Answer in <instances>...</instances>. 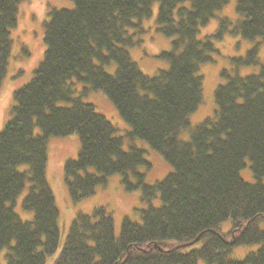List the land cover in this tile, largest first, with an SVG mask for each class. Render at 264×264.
Segmentation results:
<instances>
[{"label":"trees","instance_id":"16d2710c","mask_svg":"<svg viewBox=\"0 0 264 264\" xmlns=\"http://www.w3.org/2000/svg\"><path fill=\"white\" fill-rule=\"evenodd\" d=\"M20 1L0 0V86ZM74 1L72 9L51 10L43 59L31 80L14 91L11 117L0 132V254L5 251L6 264H46L47 255L60 246V210L47 178V145L50 136L70 134L81 140L77 157L65 162L74 201L121 173L125 187L141 188L149 205L140 210L141 221L125 216L120 232L105 206L79 212L54 264H197L201 259L264 264V65L249 74L224 69L214 114L191 130L189 140L180 138L203 100L199 70L213 61L214 38L230 31L264 42V0H239L236 26L229 27L223 17L219 31L204 39L200 27L229 0ZM154 1L160 3L158 30L173 40L172 48L159 54L169 61L168 68L149 75L125 45L140 43L129 29L142 27ZM257 53L255 46L233 60L256 64ZM112 62L117 67L110 73L104 66ZM74 79L103 90L130 124L129 136L145 139L171 164L163 179L146 181L140 166L151 163L144 149H124L114 123L94 103L75 95ZM247 159L255 182L241 176ZM28 182L22 206L34 215L24 220L14 206ZM157 194L161 203L154 205ZM228 219L232 226L223 231ZM248 243L260 247L241 259L231 256L235 245Z\"/></svg>","mask_w":264,"mask_h":264},{"label":"rangeland","instance_id":"374dc122","mask_svg":"<svg viewBox=\"0 0 264 264\" xmlns=\"http://www.w3.org/2000/svg\"><path fill=\"white\" fill-rule=\"evenodd\" d=\"M239 0H229L226 5L216 11L210 21L200 27L199 37L204 39L208 35H215L221 27V19L228 17L229 27H235L241 15L237 11ZM188 3V2H187ZM159 1L153 2V13L145 18L139 28L129 29L134 33V38L140 41L133 46L125 45L131 57L139 64L140 68L149 75H155L160 69H166L169 61L159 56L163 50L172 48V36H167L158 30L157 16ZM75 7L74 0H22L18 4V22L11 28V38L13 41L11 56L9 59L7 74L0 86V132L11 117V107L14 104L13 93L31 80L35 69L41 62L46 49L44 41L45 23L51 17L53 9H72ZM143 28V30H141ZM216 51L211 56L213 61L202 63L199 73L203 76V100L198 109L189 116V127L182 130L180 138L189 140L191 130L201 123L206 117L212 116L217 104L215 101V89L218 84L225 79L221 76L224 69L237 71L240 74L257 73L264 65V42L260 37L249 39L241 34L226 31L221 38H214ZM257 46L258 62L256 64H238L233 60L246 56L248 50ZM99 63L98 61H96ZM105 69L113 73L117 64L112 62L105 64ZM75 95L80 96L84 101L95 104L97 110L107 116L117 127V134L124 138V149H129L130 145H136L144 149L146 159L151 166L141 165L140 170L145 172L146 181L153 184L163 179L172 169L171 164L157 151L148 141L139 137L129 136L130 124L120 115L118 109L112 103L107 94L101 89L91 88L89 84L72 80ZM88 87V88H85ZM68 104V102H61ZM36 133H41L40 128H36ZM48 163L47 178L54 191L57 205L60 210V246L56 252L48 254L46 264H54V261L66 239L69 226L74 217L79 213H91L97 206H105L112 212L116 230L120 232L122 220L125 216H130L134 220L141 221V209L148 207V201L142 198V189H127L122 181L121 173H114L108 177L105 184L98 185L95 192L79 201H74L70 195L65 175V162L69 158L77 157L81 148V140L78 134L66 136H50L48 139ZM25 169L26 166L20 167ZM241 176L249 182L257 181L251 168L250 160H246V165L240 171ZM30 187V182L26 185L22 193L18 196L14 209L24 220L33 218V211L22 206L24 197ZM152 204L159 205L161 199L159 194L151 199ZM232 226V220L228 219L221 224L223 231H228ZM196 244L194 246H198ZM260 247V243H248L235 245L231 250V256L241 259L251 251ZM191 248V247H187ZM2 264H6L5 251L0 254ZM197 264H209L201 259Z\"/></svg>","mask_w":264,"mask_h":264}]
</instances>
